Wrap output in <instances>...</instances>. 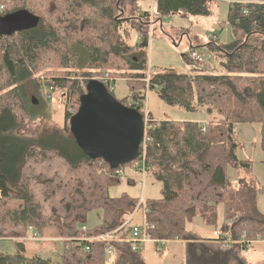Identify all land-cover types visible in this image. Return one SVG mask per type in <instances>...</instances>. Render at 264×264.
<instances>
[{"label": "trees", "instance_id": "16d2710c", "mask_svg": "<svg viewBox=\"0 0 264 264\" xmlns=\"http://www.w3.org/2000/svg\"><path fill=\"white\" fill-rule=\"evenodd\" d=\"M152 1H1V16L26 9L40 23L33 30L0 38V238L24 240L34 233L44 238L46 231H55L65 242V252L60 263L28 258L19 242L16 253L0 255V264H108L109 247L116 252L112 264H147L127 240H85L114 236L136 210L139 198L111 195L123 181L117 170L88 158L77 144L83 156L71 160L61 151L9 136L14 130L35 140L41 131L19 94L25 78L33 77L39 87L38 75L50 78L47 87L64 92V130L74 142L69 123L85 93L79 88L80 77L127 79L131 101L122 103L138 108L144 117L148 89L169 105L218 116L207 122L205 131L198 122L151 123L145 160L148 173L163 188L159 200L146 203L147 222L154 226V240L186 244L185 264H251L242 245L221 249L188 224L200 216L235 240L245 231L250 241L264 238V214L258 208L264 187L246 179L233 184L228 175L229 167L253 171L252 161L238 159L236 126L260 124L264 150V0H241L229 7L233 40L208 44L218 68L202 65L193 75L161 70L148 77L142 51L149 46L152 25L179 14L209 17L213 5L223 0H154L153 22L151 11L142 10L143 2ZM78 50L87 54L82 62ZM138 161L119 169L132 168ZM93 211L99 212L101 223L89 228Z\"/></svg>", "mask_w": 264, "mask_h": 264}, {"label": "rangeland", "instance_id": "374dc122", "mask_svg": "<svg viewBox=\"0 0 264 264\" xmlns=\"http://www.w3.org/2000/svg\"><path fill=\"white\" fill-rule=\"evenodd\" d=\"M152 4V5H151ZM154 0L142 3L143 9H150L152 22L154 16ZM229 4L220 1L213 5L212 15L209 17H193L173 15L165 17L162 21L152 25V32L149 38V46L142 54L148 62V77L152 73L161 70L172 71L176 74L193 75L199 73V64L195 63L190 52L196 51L204 60L203 65L208 68H218L217 61L209 52L208 44L213 40L209 37H218L217 42L227 44L233 40V34L228 26ZM81 62L87 58L83 50H78ZM81 63L79 64V66ZM210 68V69H211ZM109 78V91L113 92L114 97L121 101H131V86L127 79H115L104 75L101 78ZM25 78V77H24ZM99 78V77H98ZM36 86L33 77L25 78L20 83V95L27 105L29 115L36 126H41V131L35 140L28 139L27 136H19L12 130L9 134L12 138H18L22 141L36 143L53 150L61 151L71 160L82 158V153L77 147L70 134L64 129L66 126L64 92L52 90L47 87L46 76H36ZM40 79V80H39ZM96 78L80 77L78 82H87ZM148 82V78L146 80ZM79 88L86 92V87ZM35 100L37 103H34ZM71 104V103H70ZM73 113V110H70ZM144 113L149 115L153 121H175V122H198L204 125L205 119L216 120L219 117H208L202 112H189L181 107L172 106L165 103L158 95L156 90L148 89L146 101L144 104ZM70 126V123H69ZM234 129L237 134V140L240 144L237 150V156L240 161H252L253 171L248 174L244 170L229 167L228 175L233 184H237L240 179H246L250 184L256 187H264V150L262 147V127L260 124H241ZM127 178L111 189L113 197H120L127 193L134 198H144L145 201H155L162 197L163 184L158 182L152 174L147 173L144 177L130 171L126 168ZM149 172V171H148ZM145 182L144 187L142 182ZM258 208L264 214V193L258 195ZM99 212L93 211L89 214L87 227L95 228L101 221ZM131 216V215H130ZM223 208L220 207L219 221H223ZM129 218V217H128ZM127 218V219H128ZM143 220L142 212L137 214L132 223L125 226L120 231L114 233L111 239L117 237L131 240L132 225L139 224ZM188 228L200 236L213 237L215 228L208 226L199 216L188 224ZM24 240L0 238V255L14 254L18 250V243L23 242L28 258L42 257L50 259L55 263H60L61 256L65 252L64 240L57 238L55 231H46L44 238L33 239L34 234ZM162 245V244H161ZM156 244H143L146 254L147 264H185V245L180 241H167L161 250L156 249ZM142 251H140L141 253ZM254 254L250 257L251 264H264V238L253 246ZM248 256V255H247ZM257 262V263H256ZM260 264V263H259Z\"/></svg>", "mask_w": 264, "mask_h": 264}, {"label": "water", "instance_id": "95a60500", "mask_svg": "<svg viewBox=\"0 0 264 264\" xmlns=\"http://www.w3.org/2000/svg\"><path fill=\"white\" fill-rule=\"evenodd\" d=\"M39 23L40 18L26 9L0 15V38L33 30ZM70 131L88 158L103 160L116 170L138 160L145 118L138 108L117 100L106 84L90 80L79 110L70 120Z\"/></svg>", "mask_w": 264, "mask_h": 264}, {"label": "built area", "instance_id": "2783aa9c", "mask_svg": "<svg viewBox=\"0 0 264 264\" xmlns=\"http://www.w3.org/2000/svg\"><path fill=\"white\" fill-rule=\"evenodd\" d=\"M223 2H227L229 4V7H230V6H233L237 3H241L243 1H241V0H223ZM210 39H213L214 41L217 40L216 38H210ZM190 56L195 63H197L201 66L205 63L203 58L196 51L190 52ZM92 80H99V81L103 82L104 84H106L107 86L109 85V87H110L109 78H107V77H105V78L100 77V78H96V79H92ZM148 82H149V78H148ZM80 84L83 87H86L88 83L84 81V82H80ZM143 109H144V106H143L142 110ZM144 118H145L146 133H145L144 144H143V154L141 156V159H138L140 161L137 160L138 163L134 167L130 168L131 172L136 173V174H140L143 177L148 173V170H149L148 165H147L146 160H145L146 159L145 152H146V145L150 141V138L147 136V131L151 129V123L153 122V120H151L149 118V115H147V113L145 114ZM205 130H206V125H203L202 131H205ZM116 170H117L116 174L118 176H120L122 179L127 178L126 169L124 170V169L118 168ZM144 185H145V182L143 181L142 186L144 187ZM146 203L147 202L145 201V199L143 197L140 198L138 205L136 207V210L134 211V213L131 216H129V218L126 220V222L120 228V230H121L125 226L131 224L133 219H135V217L137 216V214L142 212V214H143L142 222H140L139 224H133L132 225V238H131V240H127L132 244V249L135 252H140L142 249L141 248L142 245L146 244V243L156 244L157 245L156 249L158 251L161 250L162 245L164 246L167 243L166 240H154L151 237L150 230L154 229V226L147 222V214L149 212V209L147 208ZM82 229H83V231H87V227H85V226ZM111 235H106V236H102L99 238H88V237H86L85 240L91 241V240L97 239V240L107 242V241L113 240V239H111ZM247 235H248V233H247V231H245L239 240H235V239H233V237L231 235L223 233L220 230H215L213 233V237L211 239H208V240L210 243L218 245L221 249H230L234 246L242 245V247H244L243 248L244 254L247 256V255H249V253H251L253 251V246L262 240V237L258 236L257 240L250 241L247 239ZM33 237H35L33 239H39L40 238L38 233H34ZM115 255H116V252H115L114 248L109 247L107 250V263L108 264L113 263Z\"/></svg>", "mask_w": 264, "mask_h": 264}, {"label": "crops", "instance_id": "0c3cea01", "mask_svg": "<svg viewBox=\"0 0 264 264\" xmlns=\"http://www.w3.org/2000/svg\"><path fill=\"white\" fill-rule=\"evenodd\" d=\"M150 3H151V2H150ZM151 5H152V4H151ZM147 10L150 11V9H143V11H147ZM209 38H212V37H209ZM213 38H216V39H217L218 37H213ZM218 39H219V38H218ZM210 68H211V67H210ZM211 69H213V68H211ZM208 121H209V120L205 119V121H204V122H205L204 125H206ZM115 238H116V237H115ZM205 238H207V239H211L212 237H205ZM117 239H118V240H126V239L121 238V237H119V238L117 237ZM183 244L185 245V252H186V244H185V243H183ZM142 247H143V245H142ZM142 247H141V248H142ZM145 250H146V249H143V248H142V249H141V251H142L141 253L143 254L144 258L146 259ZM253 254H254L253 251H252L251 253H249V255L247 256L248 260H250V257H251ZM249 262H250V261H249ZM256 263H257V262H256ZM259 263L261 264L260 261H258V264H259Z\"/></svg>", "mask_w": 264, "mask_h": 264}, {"label": "bare ground", "instance_id": "6f19581e", "mask_svg": "<svg viewBox=\"0 0 264 264\" xmlns=\"http://www.w3.org/2000/svg\"><path fill=\"white\" fill-rule=\"evenodd\" d=\"M148 132H149V130L147 131V136H148ZM145 133H146V130H145ZM149 137V136H148ZM144 138H145V135H144ZM150 138V137H149ZM151 140V139H150ZM150 142V141H149ZM148 142V143H149ZM148 143H147V145H148ZM143 144H144V139H143V142H142V145H141V150H140V154H139V158L138 159H141V156H142V154H143ZM147 145H146V148H147ZM145 155H146V152H145ZM105 162V161H104ZM109 165V164H108ZM110 166V165H109Z\"/></svg>", "mask_w": 264, "mask_h": 264}]
</instances>
